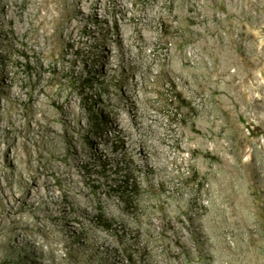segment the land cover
Returning <instances> with one entry per match:
<instances>
[{"label": "rangeland", "instance_id": "374dc122", "mask_svg": "<svg viewBox=\"0 0 264 264\" xmlns=\"http://www.w3.org/2000/svg\"><path fill=\"white\" fill-rule=\"evenodd\" d=\"M102 1L104 20L84 10L88 22L73 38L43 19L33 27L27 0H0V264H264V63L258 91H231L214 77L213 94L192 73L199 89L184 100L162 70L189 49L192 27L213 30L214 49L227 41L238 59L251 53L255 35L264 45V0H201L197 23L173 16L187 12L185 0H127L174 24L167 31L154 17L142 26L151 38L142 81L155 86L144 106L164 125L145 151L176 155L181 134L185 147L180 157L161 154L154 168L141 159L145 143L133 148L116 126L124 106L135 115L126 96L139 68L107 59L111 44L119 51V23L133 38L136 21L124 22L114 0L94 5Z\"/></svg>", "mask_w": 264, "mask_h": 264}, {"label": "bare ground", "instance_id": "6f19581e", "mask_svg": "<svg viewBox=\"0 0 264 264\" xmlns=\"http://www.w3.org/2000/svg\"><path fill=\"white\" fill-rule=\"evenodd\" d=\"M27 1L29 3H32L33 4V8H34L33 12H35V14L37 16L36 19H34L33 14H31L33 12L32 11H29V14L31 15V18H32V23L34 25L33 27H35V28L38 29L42 23H37V22L38 21L41 22L42 19L44 21L49 22V23L52 22L54 24L55 33L57 34V32H58V34L61 35V36H63V37L71 36V37L75 38L74 37V35H75L74 32H75V29L78 27V25L81 24L80 22H82V23H84V21H85V23L88 22L87 21V16L84 15V14H82V12L84 10H86V9L91 10L93 12V14L90 12L93 17H95L97 15L98 18H100L98 21H103L104 18H105V16L104 17H100V16L104 15V12H105V9H106V4L103 1L99 5H97V6L94 5V0H54V3L53 4H50L49 3L50 0H27ZM257 1L258 0H256L255 2H257ZM181 2H183V1H181ZM185 2H186L187 6L189 8L188 9L189 12H191L192 14H189L188 13V10H187V12L183 10L184 12L181 11L180 13L178 12L177 14L176 13H173V16H180L179 19L181 21H184V20L188 19V20H191V21L197 23L198 20H200V18H198V17L200 15H202V10H200V7L198 6L199 4H201L200 3L201 0H185ZM183 4H184V2H183ZM211 4L213 6L214 5V2H212ZM241 4H242V2H241ZM227 6H228V4H227ZM40 7H43V9L45 10V15L42 18H40L41 16L38 15V10L40 9ZM113 7H114V9L121 10V12L125 15L124 22L126 20L129 22L131 19H134L136 21L135 23H132L133 24V27H134V31H135V37L131 38L130 37L131 35L129 33H127V29H126L124 23H122V24L119 23V25H118L119 37H117V40H116V43H118L120 45L119 46V51H118V53L117 52H114V50H115V48L113 46L114 44L113 45L111 44V48L109 49L108 54H107V59L108 60L115 59L116 63H120L121 61H125L124 59H129V60H131V61H133L135 63V66L137 67V69L139 68V70H138L139 71L138 72L139 73V76L134 81L135 86L133 87V92H129L127 94V96H126L133 103V105L131 104L130 106H134L133 108H134V111H135L134 112L135 115H132L131 114V110L127 106H124L123 110H119V113L115 115L116 118H117L116 126L117 127H121V129L123 130L124 134L128 136L129 140L133 144L132 145L133 148H136L137 143H141V145H144V144H142L143 142L145 143V145L143 146V148L140 149L141 159L144 160V164L145 165L153 166V168H154L155 166H158V164L160 163L161 154H163V157L166 156V157H169V158H170V156L175 157V158L176 157H180V155H181L182 151H184L185 147L181 143V140H182V137H183L182 134H181L177 138L179 141L177 140V143H176V147H177V154L176 155L173 154V151L172 150L171 151L170 150H165L164 151V149H163V151H162V150L156 149L155 150V152H156L155 155H152L153 153L150 155L149 153H147L145 151V149L148 148V145H149V142L148 141H149V139H151L152 137L160 136V129H159V127L161 125H163V123H162V120L160 119L161 117H159L158 115L154 114L152 112V109L145 108V106H144V102L145 101H144L143 98H145L147 102L149 100H151V98H149L150 97L149 94L155 88V86L154 85L151 86L149 84L148 80L142 81L144 77L147 78L146 73H145V75H143L142 72H144V70H146L145 69L146 67H147V69H148V67H150V61H151V60L149 61V59L147 58L148 57L147 56L148 53L146 54V51L144 49L145 44L147 43V40L149 38L143 32L142 26H144L146 24H150L151 21L155 17V19H159L160 21H162V23L165 26V30L172 31L170 29L171 28L170 25H172V23H171L170 19L167 17V14L166 15H163L158 10L156 11L157 13L151 14V11L150 12H148V11H145L144 12V11H142V9L141 10H137V9L131 8L127 4V0H114ZM180 7H182V6H180ZM228 7H230V6H228ZM255 7L256 6H254V8ZM54 10L57 11V12H59V16H57V17H54L53 16V11ZM179 10H181V9H179ZM244 11H245V9H244ZM256 11H258V10H256ZM129 12L131 14H129ZM204 13H206V12H204ZM54 14H55V12H54ZM230 15H232V14H230ZM205 16H206V14H205ZM231 19H233V18H231ZM239 19H240V17H239ZM220 21H222V19ZM257 21L259 22V20H257ZM233 22H234V20H233ZM235 22H236V20H235ZM251 23H254V22H251ZM210 25H212V24H210ZM210 25H209V27H210ZM236 26H237V24H236ZM251 28H253V27H251ZM47 29L44 31V34L47 33ZM248 29H249V27H248ZM206 30H207V28H206ZM214 30L216 31V29H214ZM252 30H254V29H252ZM33 31H34V29H33ZM234 31H235V29H234ZM38 33H36V34H38ZM207 33H208V31H207ZM207 33H205V30L203 32V31L199 30L197 27H192L190 29V31H188L186 34L183 33L184 34V37H185V42H186V44L189 45V49H187V51L185 50L186 52L181 51L178 54L172 55V57H168V59H169L168 61L163 62L164 65H163V69L162 70L164 72V75L168 79L173 80V85L175 86V88H177V92L182 97V99L183 100L186 99V96H185L186 90H189L191 92H194V91H196V90L199 89L198 86H194V82H193V79L191 77V74L192 73H196V74L201 75L204 78V83H202V85L208 87L213 94H214V77H216L217 79H220L222 77H225L226 80H227V83L229 84L228 85L229 86V89L231 91L232 90L233 91H239V92L245 94V92L249 88H256V90L257 89L259 90L260 89V84H259V75H258L259 72L258 71L261 70V66L264 63V45L262 44V42L259 41V36L258 35H255L254 36V41L252 42L253 44L251 45V47H252L251 48V53L250 54L247 53L248 55L246 54V56L244 58L238 59V57L236 58V57L233 56V54H232V52L230 50L231 46L229 47V45H227L228 43L226 44L227 41H225V40H224L225 41V44L222 43V42H220L219 43V46L216 49H214V31L210 29V32L208 34ZM245 33H248V32H245ZM250 33H252V32L250 31ZM225 39H226V37H225ZM220 41H221V39H220ZM234 44H236V43H234ZM237 44H238V42H237ZM134 46H136V48L138 47V49H139L138 52L135 51ZM215 46H217V45H215ZM169 52H170L169 54L171 55V51H169ZM125 53H127V54H125ZM241 56H243V55H241ZM141 64H144V67H142ZM233 66L236 67L237 70H235V72L231 73L230 72V69ZM142 69H144V70L142 71ZM149 70H150V68H149ZM132 72H134V71H132ZM176 77H179L180 78V83H177V81L174 80ZM183 87H185V88L183 89ZM230 90H227L226 93L227 94L230 93ZM239 92H237V93H239ZM257 98H259V97H257ZM253 103L255 105H259L257 99L254 100ZM209 118H211V117H209ZM153 124H155L156 127H154ZM166 128L168 129V128H172V127L169 126V125H167L165 127V129ZM192 128H193V130L195 132H197V133L200 132V128H198L197 126H194ZM201 131H202V129H201ZM210 131H211V129H210ZM145 132H148V133L145 134ZM202 133L204 134V132H202ZM191 136H192V134H191ZM165 137L166 136L161 137V139L163 138V140H164ZM185 137H187V139H188V136L186 134H185ZM191 138H194V137L192 136ZM102 151L103 150L97 149L98 154H100ZM259 151H260V149H259ZM233 171H234V169H233ZM234 173H237V172H234ZM243 174H245V173H243ZM238 176H239V173H238ZM246 184H247V182H246ZM246 186H248V185H246ZM240 192H243V191H240ZM244 198H245V196H244Z\"/></svg>", "mask_w": 264, "mask_h": 264}]
</instances>
